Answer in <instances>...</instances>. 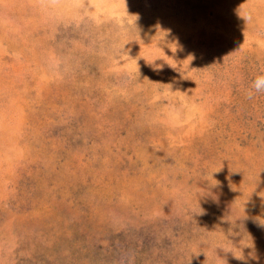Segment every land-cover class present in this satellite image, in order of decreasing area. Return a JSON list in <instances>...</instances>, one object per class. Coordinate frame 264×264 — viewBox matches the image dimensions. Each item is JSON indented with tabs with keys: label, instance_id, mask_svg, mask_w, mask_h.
<instances>
[{
	"label": "rangeland",
	"instance_id": "374dc122",
	"mask_svg": "<svg viewBox=\"0 0 264 264\" xmlns=\"http://www.w3.org/2000/svg\"><path fill=\"white\" fill-rule=\"evenodd\" d=\"M125 3L0 0V264H264V0Z\"/></svg>",
	"mask_w": 264,
	"mask_h": 264
},
{
	"label": "clouds",
	"instance_id": "9594fccd",
	"mask_svg": "<svg viewBox=\"0 0 264 264\" xmlns=\"http://www.w3.org/2000/svg\"><path fill=\"white\" fill-rule=\"evenodd\" d=\"M123 4H124V8L126 10V3L125 0H123ZM137 19V17H136ZM162 32L166 33L167 35V31L166 30H161ZM165 35V37H166ZM164 37V38H165ZM171 44H174V48L170 49L173 53H175L177 51L178 48V44L176 42H173ZM163 52V50H162ZM164 54V52H163ZM165 55V54H164ZM166 56V55H165ZM187 58H190L189 62L194 58L192 55H189ZM158 59V58H157ZM156 60V59H155ZM154 60V61H155ZM153 61V62H154ZM152 62V63H153ZM151 63V64H152ZM168 64V63H167ZM169 65V64H168ZM154 71H160L162 70V66L161 65H155V68L153 69ZM255 93H260V92H264V75H258L254 78V80L252 81V85L251 88L248 91V96L249 98H251L253 96V94Z\"/></svg>",
	"mask_w": 264,
	"mask_h": 264
}]
</instances>
